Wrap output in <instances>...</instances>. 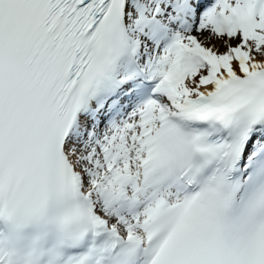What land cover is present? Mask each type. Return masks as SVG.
Listing matches in <instances>:
<instances>
[{
    "label": "snow or ice",
    "instance_id": "obj_1",
    "mask_svg": "<svg viewBox=\"0 0 264 264\" xmlns=\"http://www.w3.org/2000/svg\"><path fill=\"white\" fill-rule=\"evenodd\" d=\"M0 264H264V0H0Z\"/></svg>",
    "mask_w": 264,
    "mask_h": 264
}]
</instances>
